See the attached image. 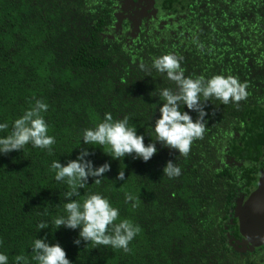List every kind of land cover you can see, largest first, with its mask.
Masks as SVG:
<instances>
[{"label": "trees", "instance_id": "16d2710c", "mask_svg": "<svg viewBox=\"0 0 264 264\" xmlns=\"http://www.w3.org/2000/svg\"><path fill=\"white\" fill-rule=\"evenodd\" d=\"M157 6L0 0V264H264V0Z\"/></svg>", "mask_w": 264, "mask_h": 264}, {"label": "water", "instance_id": "95a60500", "mask_svg": "<svg viewBox=\"0 0 264 264\" xmlns=\"http://www.w3.org/2000/svg\"><path fill=\"white\" fill-rule=\"evenodd\" d=\"M152 3L158 0H150ZM236 218L244 243L252 249L264 246V172L257 189L238 206Z\"/></svg>", "mask_w": 264, "mask_h": 264}, {"label": "flooded vegetation", "instance_id": "af4514ba", "mask_svg": "<svg viewBox=\"0 0 264 264\" xmlns=\"http://www.w3.org/2000/svg\"><path fill=\"white\" fill-rule=\"evenodd\" d=\"M158 1H160V0H158ZM158 1H156V4L154 5L152 3V1H150V0H116L117 8L119 9V12L116 14V16L118 18V22H116L117 23L116 27L120 28L123 20L127 19L130 22L129 33L131 34V36L135 35L137 32V27H138V25L141 24V21H142L141 19L143 17H145L149 14H157L160 16V14H158L160 12V7L157 6ZM126 3H128V4H126ZM129 6H134V9H135L134 11L138 12L141 15L139 17L137 16V17L133 18V16H132L133 14L131 13V7H129ZM249 196H248V198H249ZM247 199L243 200V202H245ZM238 230H239V225H238ZM239 235H240V233H239ZM240 237H241V235H240ZM241 239L244 242L242 237H241Z\"/></svg>", "mask_w": 264, "mask_h": 264}, {"label": "rangeland", "instance_id": "374dc122", "mask_svg": "<svg viewBox=\"0 0 264 264\" xmlns=\"http://www.w3.org/2000/svg\"><path fill=\"white\" fill-rule=\"evenodd\" d=\"M126 4H128V3H126ZM129 7H131V13L133 14L132 16H133V18H135V17H139L141 14H139L138 12H136V11H134L135 9H134V6H129Z\"/></svg>", "mask_w": 264, "mask_h": 264}]
</instances>
